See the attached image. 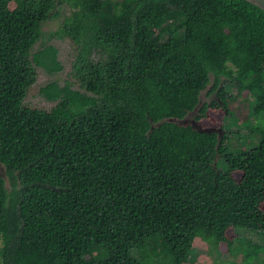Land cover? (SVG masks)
I'll use <instances>...</instances> for the list:
<instances>
[{"label": "trees", "instance_id": "obj_1", "mask_svg": "<svg viewBox=\"0 0 264 264\" xmlns=\"http://www.w3.org/2000/svg\"><path fill=\"white\" fill-rule=\"evenodd\" d=\"M60 17L50 35L76 45L73 80L42 85L54 105L33 107L40 69L64 68L55 44L36 49ZM211 83L216 96L197 123L179 121ZM0 161L11 182L0 173L4 264H208L210 251L234 254L238 229L264 231V8L0 0Z\"/></svg>", "mask_w": 264, "mask_h": 264}, {"label": "rangeland", "instance_id": "obj_2", "mask_svg": "<svg viewBox=\"0 0 264 264\" xmlns=\"http://www.w3.org/2000/svg\"><path fill=\"white\" fill-rule=\"evenodd\" d=\"M69 11V10H67ZM62 17L60 18H53L49 19L45 25V39L43 42H40L36 45V49L41 47L42 44L47 43H53L55 44L59 49V58L63 62L64 68L63 70L59 71L55 75H50L46 73L43 69H40L39 78L38 81L30 88L28 96L26 98V103L33 107H45V108H51L54 105V102H51L47 100L40 92V87L44 84H46L51 79H58L62 84L66 82L67 79L73 80L72 76V70L74 65V60L77 55V47L76 45L69 39V38H59L56 36H51L50 34L52 31L59 28V26L62 23ZM91 58L96 61L100 60L102 58L101 50L100 49H94L92 52ZM228 90L230 93L236 94V89H234L233 84L227 82L226 83ZM212 87V83L202 92L201 94V102L196 107L195 110L191 111L185 118L179 120V121H193L196 122L195 116L199 113V109L202 106L203 103L213 99L216 94H209V90ZM248 113V112H247ZM252 122H260L258 119V116L252 115ZM227 127L230 130H236V120L230 119L226 121ZM222 132L224 130L222 129ZM242 139L240 140L241 143H246L251 139L248 132H245L242 134ZM236 141V140H234ZM221 164H223V160L220 159ZM0 173H2L6 179L7 184L9 187H11V182L9 179V176L7 174L6 166L0 161ZM239 233V240L237 242V245L235 247L236 252L231 255L221 254L220 251H217L215 253L209 252L208 250L200 249L199 247H196L193 249V254H203L208 253V258L206 261L208 264H235L236 261H239V259H243L244 252L248 253H257L258 257H255L252 260V264H263L264 262V231H255L249 228H240L238 229ZM2 244V239L0 238V245ZM0 264H4L3 260L0 259Z\"/></svg>", "mask_w": 264, "mask_h": 264}, {"label": "water", "instance_id": "obj_3", "mask_svg": "<svg viewBox=\"0 0 264 264\" xmlns=\"http://www.w3.org/2000/svg\"><path fill=\"white\" fill-rule=\"evenodd\" d=\"M256 4H258L260 7L264 8V0H250Z\"/></svg>", "mask_w": 264, "mask_h": 264}]
</instances>
